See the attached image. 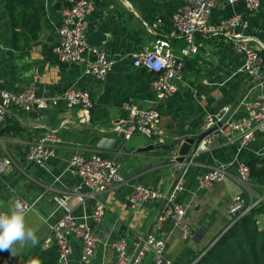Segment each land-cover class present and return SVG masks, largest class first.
I'll return each mask as SVG.
<instances>
[{
    "label": "crops",
    "instance_id": "crops-1",
    "mask_svg": "<svg viewBox=\"0 0 264 264\" xmlns=\"http://www.w3.org/2000/svg\"><path fill=\"white\" fill-rule=\"evenodd\" d=\"M87 13L88 35L102 31L106 38L100 45L116 61L104 82L83 72V66L64 64L57 60L54 46L58 43L57 28L62 23L61 0H37L42 28L39 40L27 50L13 45L12 24L4 0H0V89L20 91L32 86L40 96H53L77 86L89 90L94 107L81 121L80 108L67 109L63 102L31 113L11 109L3 126L19 124L20 130L0 136V155H10L14 164L0 175V210L8 211L17 197L33 203L26 220L39 238L36 245H16L14 250L0 251V264H33L38 248L56 245L52 225L65 214L86 222L102 236L114 240L128 235L129 252L136 243L152 232L161 214L164 200L158 199L142 206L130 200L133 186L143 184L163 193L172 189L180 175L186 178L185 188L178 199L187 205L185 222L194 227V235L184 239L181 226L167 224L161 232L168 242L166 256L174 264H189L202 250L214 243L228 229L231 221L229 207L238 194L246 201L264 195V177L251 178L244 186L237 179L239 164H249L264 157V136L240 148L236 139L219 135L207 148L200 147L191 163L172 162L173 140L191 129H202L209 113L225 105L237 108V116L245 114L241 101H250L259 93L258 80H253L240 68L244 56L236 46L222 37L197 36L198 52L185 58L184 79L177 90L159 107V135L150 138L137 130L126 140L114 129L127 119L122 108L126 102L148 108L156 98L152 89L153 75L145 68L135 67L130 53L140 50L157 38L168 36L173 15L183 8L184 0H90ZM233 14H241L246 26L238 27L260 46L264 57V0L257 10H250L245 0L223 1L212 10L209 21L216 23ZM162 23H158V19ZM174 51L181 55L184 41L172 40ZM264 75V68H263ZM46 130L59 136L55 154L45 164L29 162L26 152ZM162 138L163 143L158 145ZM155 144L153 149L141 148ZM178 147V146H176ZM75 150L85 154L100 151L104 156L122 162L124 182L103 194L91 193L79 186L80 177L72 171L70 159ZM225 163L229 175L209 188L199 186V179L211 167ZM106 204L101 223L94 217L97 202ZM264 220V213L258 216ZM73 258L79 260L82 243L72 237ZM148 254L144 264H152ZM116 252L100 246L96 264H114Z\"/></svg>",
    "mask_w": 264,
    "mask_h": 264
},
{
    "label": "built area",
    "instance_id": "built-area-1",
    "mask_svg": "<svg viewBox=\"0 0 264 264\" xmlns=\"http://www.w3.org/2000/svg\"><path fill=\"white\" fill-rule=\"evenodd\" d=\"M63 3L62 23L56 32L59 41L54 46V53L58 60L64 64H78L83 66V72L92 75L104 82L113 66L115 59L108 55L101 46L91 45L88 42L87 13L90 0H61ZM223 1L236 2L238 0H184L183 8L173 15L172 29L168 36L157 38L140 50L130 53L135 67L145 68L153 77L152 89L156 98L148 108H140L131 102H126L123 109L127 119L123 123L114 126L116 132L129 140L135 131L140 130L150 138L159 135L161 113L159 107L163 101L177 90L178 82L184 79L185 58L196 54L199 50L196 42L197 36L222 37L232 42L236 49L244 56L241 71L249 75L253 80H258L259 93L250 101H241L245 107V114L237 116V108L225 105L214 113H209L204 125L208 129L220 121L223 124L214 132L207 135L200 147L209 148L219 135L229 139H236L240 148L249 145L257 133L264 136V57L260 53V46L252 44L250 38L239 31L238 27L246 26L241 14H233L216 23L209 21V16L218 4ZM250 10H257L260 0H245ZM162 23V19H158ZM1 34V30H0ZM180 38L184 41L181 55H177L173 48L172 40ZM63 102L67 109L79 107L80 119L86 122V114L94 107V100L89 90L77 86H71L61 93L45 97L37 94L35 88L26 86L20 91L0 89V127L4 125L11 109H21L24 112L44 110ZM162 139V138H160ZM60 142L59 136L53 130H46L37 140L32 142L26 152V159L43 165L56 152V146ZM178 147L171 151L172 162L176 161ZM14 159L10 155L0 158V175L8 170ZM73 172L80 177L79 186H87L91 193L103 194L114 185L124 182L120 172L122 162L104 156L100 151L85 154L75 150L70 159ZM228 166L225 163L211 167L199 179V186L209 188L217 182L225 180L228 175ZM237 179L244 186L251 181L249 164H239ZM186 178L178 176L172 189L163 193L154 187L136 184L133 186L130 200L132 203L142 206L158 199L164 200L161 214L155 221L152 232L140 237L133 253L129 252L128 235L119 236L114 240L102 236L88 223L78 221L71 214H65L52 225V234L59 251V264H96V256L100 246L112 247L116 252L114 264H144L148 254H152V264H174L166 256L168 242L161 234L167 224L181 226V234L184 239L194 235L192 224L185 222L187 205L178 199L179 193L184 190ZM29 209L33 203L23 197H17ZM264 201V195H258L256 199L247 200L241 194L234 197L229 213L230 225L237 222L249 213L255 206ZM106 204L99 200L95 207L94 217L97 223H101L105 214ZM0 212H6L0 210ZM258 223H264L259 219ZM229 225V226H230ZM72 237H77L82 243L79 260L73 258Z\"/></svg>",
    "mask_w": 264,
    "mask_h": 264
},
{
    "label": "trees",
    "instance_id": "trees-1",
    "mask_svg": "<svg viewBox=\"0 0 264 264\" xmlns=\"http://www.w3.org/2000/svg\"><path fill=\"white\" fill-rule=\"evenodd\" d=\"M4 2L13 28L14 47L18 50L31 48L38 42L42 28L37 0ZM18 130L19 124L2 125L0 136ZM2 153L3 151H0V155ZM249 166L251 178L264 177V157L255 158ZM261 213H264V201L230 225L214 243L198 253L189 264H264V223H258L260 219L258 216ZM32 261L33 264H59L57 245L46 249L38 248L32 256Z\"/></svg>",
    "mask_w": 264,
    "mask_h": 264
},
{
    "label": "clouds",
    "instance_id": "clouds-1",
    "mask_svg": "<svg viewBox=\"0 0 264 264\" xmlns=\"http://www.w3.org/2000/svg\"><path fill=\"white\" fill-rule=\"evenodd\" d=\"M30 209L17 199L7 212H0V251L14 250L16 245L24 247L38 244L36 231L27 223Z\"/></svg>",
    "mask_w": 264,
    "mask_h": 264
},
{
    "label": "water",
    "instance_id": "water-1",
    "mask_svg": "<svg viewBox=\"0 0 264 264\" xmlns=\"http://www.w3.org/2000/svg\"><path fill=\"white\" fill-rule=\"evenodd\" d=\"M106 35L102 31H95L88 35V42L91 45L100 46L105 40ZM223 121L218 122L208 129H191L187 134L180 135L176 139L173 140V144L171 146H167L168 149L171 147L178 146V154L176 156V161L181 164H189L192 161L193 156L197 153L200 148L202 140L209 135L210 133L216 131L221 125ZM162 139H159L157 144H162ZM155 144H150L149 146H145L141 148L142 150L153 149ZM172 148V149H173Z\"/></svg>",
    "mask_w": 264,
    "mask_h": 264
}]
</instances>
